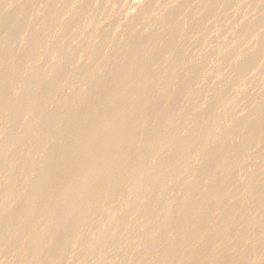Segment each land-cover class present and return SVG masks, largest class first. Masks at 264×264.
I'll use <instances>...</instances> for the list:
<instances>
[{"label":"rangeland","instance_id":"rangeland-1","mask_svg":"<svg viewBox=\"0 0 264 264\" xmlns=\"http://www.w3.org/2000/svg\"><path fill=\"white\" fill-rule=\"evenodd\" d=\"M182 1L20 0L0 10L12 17L0 38L16 32L0 47L13 53L0 59V264H264V0ZM111 5L92 34L47 56ZM130 11L150 31L94 50ZM35 63L58 71L27 75ZM27 79L38 83L23 88Z\"/></svg>","mask_w":264,"mask_h":264},{"label":"bare ground","instance_id":"bare-ground-1","mask_svg":"<svg viewBox=\"0 0 264 264\" xmlns=\"http://www.w3.org/2000/svg\"><path fill=\"white\" fill-rule=\"evenodd\" d=\"M186 1L187 0H183L182 2H186ZM18 2H20V0H0V10L3 9V8H7V7H14ZM182 2H179V3H182ZM133 4H134V7H136L135 3H132V6H133ZM137 5H138V7H136L138 9V10L136 9L137 11H143L145 9L144 8L145 7L144 3L138 2ZM113 6L114 5H111L110 7H106V8H104V10L102 9L101 11H99L101 13L100 16H98L99 15V12L97 13L96 16H98L100 18L97 17L95 19V17H94L95 20H92V19L87 20V29L86 30L84 29V27H82V31H80V30L78 31L77 30L79 34H76L75 36L68 38L61 45H58V46H56L53 49L51 48L49 50L47 56H52L54 58H57L61 54L62 50L65 47L71 46V45L76 44L77 42H79L78 39H80L79 37L81 36V34L83 32L86 31L89 34H92L98 28V26L101 25V23L105 20V18H108L116 10L117 6L116 5H115L116 7H113ZM129 6H131V4ZM130 8H133V7H130ZM202 8H208V6L203 3L202 4ZM158 9H164V8H158ZM26 10H27L26 7L25 8H20L19 9V15L18 16L24 14V11H26ZM70 10L71 9L69 7H67V6L63 7L62 10H61V13H62L61 15H64L68 11L70 12ZM136 10H135V12H137ZM127 12H125L126 13V17H125L126 19L123 20L124 21L123 22L122 21V19H124V17H123V18H121V22H117V24L115 25V29H114L113 33H111L110 35H107L106 37H104V38L96 41L94 44H92V48L94 50L100 49L102 47V44L103 43H106V42L111 41L113 39H117V38H119L121 36H126L129 33H130V35H132V33H138L139 35H144V34H146V33H148L150 31V29L147 28V26H142L139 29H137L135 26H133L132 19H133V16H134L135 12L131 13V11H130L129 14H127ZM79 14H80V12H76L74 14V16L77 17V16H79ZM196 14H198V12H192V13H190L188 15H179L175 19V23L177 25L181 26L185 21H187L188 19H191ZM11 19H12V17L9 16V15H6V16L1 17L0 18V28L4 24L10 22ZM233 22H236V24H238L237 23V20H235ZM233 22H231V23H233ZM126 27H130L131 30L130 29H125ZM80 28L81 27H79L78 29H80ZM23 31H24L25 34L31 35L33 33V31H34V24L32 22H28L25 25ZM176 31L177 32L173 33V36H174L173 38H174L175 41L180 36V33H179L180 31H178L177 29H176ZM195 34L196 33L194 32V33L191 34V36H194ZM48 39L50 40L51 38H48ZM15 40H16V32L13 31L12 33H10L9 35H7L6 37L0 38V47H4L6 45H9V44L15 42ZM61 40H63V36L61 37ZM29 41H31V40H29L27 38L24 41H22V43L19 44V49H22L23 47H26L27 45L30 46L32 42H29ZM219 46H220V44L218 43L216 45V47H219ZM155 47H156V43H152L147 48L136 47L134 49V51H133V54L131 55L132 56V62L134 61V59H135V57L137 55L141 54L142 52H150L153 49H155ZM239 50H240V48L233 49L231 52H229L225 56V58L230 57V56H233ZM12 56H13V53L3 52L0 55V59H10ZM88 60H89L88 57H82L81 56V57L76 58L74 60V62H77L78 64H84ZM71 66H72V63H68V68L71 67ZM23 68H24L23 71L26 72L27 75H29V76L36 75L37 73L40 72V73H42V75L44 77H51V78L58 71V65L56 63H54L50 67H46V68H44L40 63H35L33 66H31V67H29L27 69H25V67H23ZM149 70L150 69L147 66V68L144 70V72H142L139 76H141L143 73H146ZM80 75H81V73H75L72 76H70L69 78H67L65 81H62V82L59 81V82H54V83L57 86H59V85H64L65 86L67 83H69V82H71V81H73V80H75L77 78H80ZM85 77L88 79V81H94L99 76L95 72H89V73H87L85 75ZM108 77L109 78L114 77V74H109ZM131 77H133V76H131ZM7 83L9 84V80H7V82H5L4 84H7ZM37 83L38 82L33 81L32 79H27L25 82H23L22 87L23 88H26V89H29V88H32ZM93 89H94V87H93L92 84L87 85L86 87H84L82 89V91H80V92H78L76 94V97H77L76 99H81L82 97L88 95ZM139 90L140 89H137L136 92L139 91ZM122 91H124V88L123 87L119 91L114 92V94L112 96V99L118 98L119 95H121V92ZM53 97H54V95L53 94H50L48 97L41 99L40 101H38L34 105V107L32 109H36V108H38V107H40V106H42V105H44L46 103H49L52 100ZM18 104H19V102H14L12 104V106H11V110H13ZM106 105H107V103L102 104V105L99 106V108L102 109V108L106 107ZM63 107H65V106H62L61 108H63ZM57 127H58L57 124L52 125L50 131L55 130ZM12 129H13V127H11V130ZM33 130H34L33 126H28V127H26V129H24L23 132H20V133L16 134L15 135V139H17L22 134L23 135H30V134L33 133ZM0 131H2V128H0ZM94 132H96V131L94 130V128H92V129H90V131L88 132V134L91 135ZM3 155H4L3 150H0V156L2 157Z\"/></svg>","mask_w":264,"mask_h":264}]
</instances>
